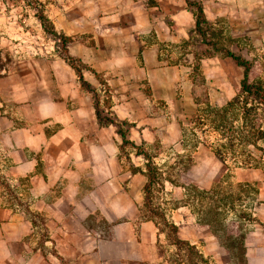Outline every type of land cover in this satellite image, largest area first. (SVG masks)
I'll return each mask as SVG.
<instances>
[{
  "label": "crops",
  "instance_id": "1",
  "mask_svg": "<svg viewBox=\"0 0 264 264\" xmlns=\"http://www.w3.org/2000/svg\"><path fill=\"white\" fill-rule=\"evenodd\" d=\"M157 2L48 16L64 46L0 63V264H191L145 208L136 155L170 140L163 110L183 107L192 69L174 58L191 33L182 0ZM175 225L181 241L219 245Z\"/></svg>",
  "mask_w": 264,
  "mask_h": 264
},
{
  "label": "rangeland",
  "instance_id": "2",
  "mask_svg": "<svg viewBox=\"0 0 264 264\" xmlns=\"http://www.w3.org/2000/svg\"><path fill=\"white\" fill-rule=\"evenodd\" d=\"M103 1L0 0V63L40 59L61 47L39 16L53 28L48 16L91 17ZM182 3L191 33L174 58L192 68L185 71L189 82L180 86L187 101L181 108H161V131L171 134L169 141L161 137L159 150L136 151L150 165L145 208L191 264H264V0ZM200 11L202 34L196 31ZM233 57L246 64V79ZM243 80L248 87L256 84L259 93L248 94ZM183 219L197 227L192 234H207L219 245L200 248L179 240L175 222Z\"/></svg>",
  "mask_w": 264,
  "mask_h": 264
},
{
  "label": "trees",
  "instance_id": "3",
  "mask_svg": "<svg viewBox=\"0 0 264 264\" xmlns=\"http://www.w3.org/2000/svg\"><path fill=\"white\" fill-rule=\"evenodd\" d=\"M200 16V20L196 23V31H198L199 33H203L202 31H201V29H200V22H201V20H202V14H201V11H200V14H199ZM39 19H40V22L41 23H43V29H45L46 30V32H48L49 34H51L54 38H56V39H61V41H62V43H63V46L65 45V41L61 38V37H59V35H57L56 33H55V31L53 30V28H50V24H49V22H48V20H47V18L46 17H43V16H39ZM46 25H49V27L48 26H46ZM233 59H234V61L237 63V65H240V66H243L244 67V69H245V79H246V75H247V70H248V68H247V66H246V64L245 63H243V62H240L239 60V58H237V57H233ZM245 81L246 80H243V84H242V87H243V89H245V91H247V93L248 94H252V90H254V94H257V93H259V91H258V87H257V85L256 84H252V85H250L249 87L245 84ZM150 168V165H147V173H146V175H147V177L151 180V176L149 175V169ZM173 229H175V228H173ZM178 242V241H177ZM184 244V243H183Z\"/></svg>",
  "mask_w": 264,
  "mask_h": 264
}]
</instances>
